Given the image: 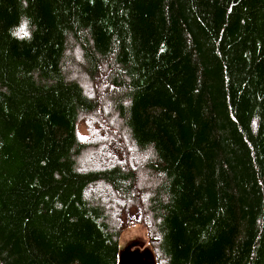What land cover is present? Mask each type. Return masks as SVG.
Returning a JSON list of instances; mask_svg holds the SVG:
<instances>
[{"label": "trees", "instance_id": "trees-1", "mask_svg": "<svg viewBox=\"0 0 264 264\" xmlns=\"http://www.w3.org/2000/svg\"><path fill=\"white\" fill-rule=\"evenodd\" d=\"M122 219L264 264V0H0V264H118Z\"/></svg>", "mask_w": 264, "mask_h": 264}, {"label": "rangeland", "instance_id": "rangeland-1", "mask_svg": "<svg viewBox=\"0 0 264 264\" xmlns=\"http://www.w3.org/2000/svg\"><path fill=\"white\" fill-rule=\"evenodd\" d=\"M73 56H74V59H76L77 55L74 54ZM81 61L82 60L79 57H78V60L76 59L77 63L78 62L83 63ZM69 72H71L70 77L72 79H77V77H78L77 74H74L73 71H69ZM89 123H91V119L87 117V118L81 119V121H79V123L77 125L76 131H77V134H78L81 142L84 141V139L88 135L87 134V125ZM141 162H142V159L140 158L139 164ZM137 164H138V161H136V163L134 165L136 166ZM133 166H131V167H133ZM95 168H96V166H95ZM102 197H103V200H107V196L102 195ZM123 220L124 219H122V221ZM122 224L123 225H122V228H121L120 233H119L120 235H119V245H118V246H120V253L123 252L126 248H129L130 245H132L131 251L139 252L143 256H145L147 253L148 254L152 253V255H153L152 248L150 247V243H149V235H148V233L145 232V229L140 224H136V225L134 224V225H129V226L127 225V227L124 226V224H126L124 221ZM118 232H119V230H118Z\"/></svg>", "mask_w": 264, "mask_h": 264}, {"label": "water", "instance_id": "water-1", "mask_svg": "<svg viewBox=\"0 0 264 264\" xmlns=\"http://www.w3.org/2000/svg\"><path fill=\"white\" fill-rule=\"evenodd\" d=\"M131 247L126 248L118 255V264H154L153 258L150 254L145 256L139 252L131 251Z\"/></svg>", "mask_w": 264, "mask_h": 264}, {"label": "bare ground", "instance_id": "bare-ground-1", "mask_svg": "<svg viewBox=\"0 0 264 264\" xmlns=\"http://www.w3.org/2000/svg\"><path fill=\"white\" fill-rule=\"evenodd\" d=\"M132 245H130V247H131Z\"/></svg>", "mask_w": 264, "mask_h": 264}]
</instances>
